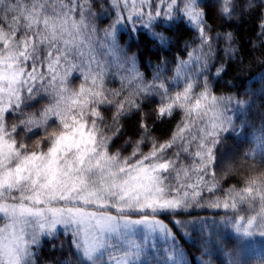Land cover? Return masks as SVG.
<instances>
[{"label": "snow or ice", "instance_id": "1", "mask_svg": "<svg viewBox=\"0 0 264 264\" xmlns=\"http://www.w3.org/2000/svg\"><path fill=\"white\" fill-rule=\"evenodd\" d=\"M257 6L264 0H0V264H37L42 244L64 247L60 236L89 264L105 252L106 264H135L138 249L126 237L117 248L109 237L143 225L175 241L159 214L194 207L222 209L235 232L264 237V162L245 166L242 187L224 190L216 179L221 167L224 178L237 174L224 163L229 158L218 159L238 128L233 109L254 114L264 140V88H247V99L215 91L238 55L234 33L218 29ZM179 17L193 32L190 52L187 41L181 46L187 29L175 23ZM259 28L264 37V23ZM122 30L157 54L150 78L138 54L121 46ZM117 79L119 88L108 87ZM180 112L169 139L152 135L149 114L159 123ZM132 113L140 117L135 142L125 139L123 123ZM120 136L124 143L114 148ZM57 261L73 264L72 254Z\"/></svg>", "mask_w": 264, "mask_h": 264}, {"label": "trees", "instance_id": "2", "mask_svg": "<svg viewBox=\"0 0 264 264\" xmlns=\"http://www.w3.org/2000/svg\"><path fill=\"white\" fill-rule=\"evenodd\" d=\"M203 6L211 3V0H200ZM264 16V8L257 6L251 14L242 18L237 23L230 22L232 28L218 29L220 32H233L237 43L233 47L237 50V60L234 64H230L225 74H222L220 85L216 86L217 95H235L240 99H247L244 95L247 88H264V66H260L258 61L264 60V37H259L261 29L259 25L264 23L261 19ZM108 21L102 27L106 26ZM177 25H183L187 29V25L183 17H179L175 22ZM213 28L217 26L216 21H210ZM163 31V27L156 29ZM120 44L125 49L129 50V54H138V67L141 72H145L146 76L150 78V74L156 71L158 64L157 54L154 49L145 41L137 43L133 38H130L128 33L121 31L119 34ZM193 32L187 29L184 40L181 41V46L184 42H188L187 51H192L196 47L191 42ZM215 35V33H213ZM223 42L219 47H225ZM255 46L254 51H250ZM179 47V42L177 43ZM172 52L179 59L188 60V56L182 52L172 48ZM159 57L163 58L167 55L166 51L158 53ZM218 55H223L218 52ZM169 59H171L169 57ZM218 60L220 57L218 56ZM243 63H240V60ZM144 65H148L147 71L145 67L140 65V61ZM220 64L217 63V67ZM169 71L165 72L169 78L175 74V63L169 64ZM215 71V69H213ZM73 86L79 87L82 78L79 73H73ZM227 86L225 87V84ZM119 80H114L108 83L110 88H119ZM173 92L177 89L173 87ZM47 103V101H41ZM35 109H29L34 111ZM145 112H150L151 107L144 109ZM233 118L237 131L229 133L225 137V141L220 147L218 159L223 163L224 159L229 158L224 163L227 166L236 170V175L224 178V167L217 169L216 179L220 181L224 190L232 186L242 187L240 182V174L244 171L245 166L257 167L264 162V140L261 139L259 132V121L254 114L244 109H233ZM183 117L180 112L171 121L165 120L159 123H154V119L149 114L150 127L153 128L152 135L160 142L170 138L175 129V125ZM139 114L132 113L126 116L123 120L126 133L134 142L138 137ZM131 135L133 137H131ZM39 137L33 138V143ZM124 143V136L118 137L113 147H121ZM151 145L142 147V151L147 153ZM130 145L124 146L122 151L124 155H129L132 152ZM250 153L249 158H245L244 154ZM217 196H222L223 192H217ZM224 212L222 209H208V208H191L187 212L168 213L162 212L158 218L167 225L175 236V241L171 238L166 239L165 236L159 233H146L143 229H139L132 233H125L121 236L109 238L110 245H115L119 248L120 244L124 242L125 237L129 249L137 248L138 254L135 264H257V262L264 257V237L259 235L245 236L235 232L230 221L222 220ZM180 220L183 223L178 225L174 221ZM59 240L63 242L64 247H57L55 251L52 250L50 244H42L36 252L37 264H58L57 258L63 259L72 254L73 264H89V261L84 257H77L72 246L69 244L67 236H60ZM108 253L99 255L92 264H106ZM173 259H169L173 256Z\"/></svg>", "mask_w": 264, "mask_h": 264}, {"label": "rangeland", "instance_id": "3", "mask_svg": "<svg viewBox=\"0 0 264 264\" xmlns=\"http://www.w3.org/2000/svg\"><path fill=\"white\" fill-rule=\"evenodd\" d=\"M138 2H139V0H138ZM0 226H3V221H0ZM139 229H143L146 233H159V234H161L160 232H157V231H150L149 229L145 228V226H143V225H135V226H132L129 230H127V232L122 229L120 232L113 234V236H111V237L121 236L122 234H125V233L129 234V233L135 232ZM111 237H109V238H111Z\"/></svg>", "mask_w": 264, "mask_h": 264}]
</instances>
